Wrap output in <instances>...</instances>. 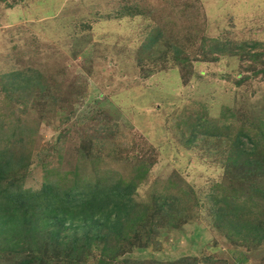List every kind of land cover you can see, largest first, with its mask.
<instances>
[{
  "label": "rangeland",
  "instance_id": "1",
  "mask_svg": "<svg viewBox=\"0 0 264 264\" xmlns=\"http://www.w3.org/2000/svg\"><path fill=\"white\" fill-rule=\"evenodd\" d=\"M98 9L102 14L111 9L116 14L111 20L121 22L122 29L112 30L113 21L97 16ZM164 25L172 27L163 33L168 49L153 53L152 61L148 52L143 60L122 54L123 45H138L144 28ZM218 37L245 38L244 46L214 57L207 49ZM175 44L189 62L162 70L173 62L169 48ZM250 51L262 57L255 61ZM32 57L36 62L26 72L35 76L31 89L8 99L1 90L6 81L2 69ZM191 65L234 92L237 125L258 122L264 110V0H0V149L15 148L21 133L28 139L26 147L17 144L29 156L27 186L40 187L45 161L73 169L82 161L81 153H94L101 169L118 168L127 179L135 163H147L137 188L140 201L151 203L173 185L195 190L204 200L212 183L230 168L232 143L200 134L191 146L183 145L189 133L183 136L176 123L198 108L194 100L202 102L183 97L188 77L181 72ZM223 73L230 77H220ZM6 132L17 135L9 134L7 140ZM187 202L171 223L158 219L154 225L147 219L139 226L133 235L141 239L139 249L117 243L123 255L113 264L128 255L176 264H264V240L243 235L246 228L240 234L220 228L207 203ZM102 246L98 241L90 248L86 264L100 263ZM53 255L51 251L45 262L56 263Z\"/></svg>",
  "mask_w": 264,
  "mask_h": 264
},
{
  "label": "trees",
  "instance_id": "2",
  "mask_svg": "<svg viewBox=\"0 0 264 264\" xmlns=\"http://www.w3.org/2000/svg\"><path fill=\"white\" fill-rule=\"evenodd\" d=\"M103 5L107 6V3ZM105 15L110 20L116 18L111 9L105 14L98 9L97 16L105 18ZM124 20L131 21L129 18ZM112 23V30L122 29L121 22ZM171 28H166L165 25L153 29L144 28L143 38L138 45H123L122 54L127 58L143 60L142 55L148 52L152 61L153 53L158 54L159 49L164 50L166 46L163 43L164 30ZM239 39L231 41L214 38L211 48L207 49L208 54L218 57L230 47L243 48L245 38L237 42ZM205 41L208 42L207 39ZM258 45L252 44L253 47ZM166 48L168 49V46ZM169 50L173 54V62L168 63L162 70L173 71L179 61L189 62L188 58H183L182 49L178 44ZM248 55L255 61L262 57L256 51H250ZM35 62L33 57L23 65L12 61L11 68L2 69L1 73L6 81H3L1 90L8 99L31 89L35 76H29L26 72L32 71ZM18 64L22 69H18ZM190 68L181 73L188 77V85L192 82L194 85L191 88L187 85L183 97L199 99L202 102L194 100L198 108L185 114L176 123L183 136L189 133L183 140V145L191 146L200 134L209 138H225L232 143L227 160L231 169L227 167L221 180L212 183L204 200L197 196L195 190L189 191L184 186L177 188L173 185L172 189L167 187L159 191L151 203L140 201L137 188L145 179L147 163H135V167L129 169L131 177L127 179L118 168L115 171L101 169L100 157L94 153L86 157L81 153L82 161L74 165L73 169H67L61 163L52 165L45 161L43 180L39 181L40 187L27 186V175L31 174V170L27 168L29 156L18 151L17 144L26 147L24 144L28 139L21 133V137L16 138L14 142L15 148L0 149V264H86L90 248L98 241L103 242V258L99 264H113L114 260L123 255L116 247L117 243H126L128 249L134 251L138 246L137 239L141 241L138 236H133L139 226L143 227L142 224L146 223L147 219L154 221V225L159 223L158 219H166L171 223L176 213H182L187 201L191 199H194L195 205L199 207L203 206L201 202L207 203L220 228L235 234L244 232L242 229L246 228L243 235H253L254 238L256 236L255 240L258 242L264 240V110L258 122L237 125L234 121V92L225 84L212 83L211 76L203 75L197 70L198 67L191 65ZM214 76L216 77V74ZM219 76L230 77L226 73ZM243 80L244 78L234 81V84H240ZM213 102L218 103L216 108L212 105ZM3 127L1 125V130H4ZM4 134L7 140L9 134L17 135L13 132ZM1 138L3 139V135ZM88 165L92 168L89 169ZM183 189L184 194L180 192ZM189 194L195 197L185 200V196ZM51 251L54 252L51 258H56V263L45 262L46 257L50 258ZM2 255L5 256L4 262ZM208 260L211 261L210 258ZM118 262L176 264L174 261L165 263L132 258L129 255L124 257L122 262Z\"/></svg>",
  "mask_w": 264,
  "mask_h": 264
}]
</instances>
